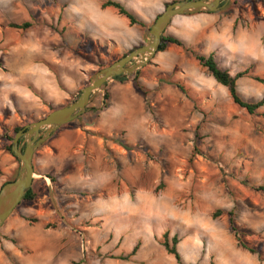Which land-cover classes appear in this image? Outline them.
Returning a JSON list of instances; mask_svg holds the SVG:
<instances>
[{
    "label": "rangeland",
    "instance_id": "374dc122",
    "mask_svg": "<svg viewBox=\"0 0 264 264\" xmlns=\"http://www.w3.org/2000/svg\"><path fill=\"white\" fill-rule=\"evenodd\" d=\"M79 1L0 0V187L19 167L6 135L72 102L100 64L129 51L104 46ZM217 12L214 25L227 28L225 41L238 55L225 63L215 53L218 66L232 74L250 66L237 90L256 101L264 93V82L254 79L264 81V0H227ZM178 19L164 34L211 53L206 27ZM23 22L31 26H9ZM138 70L142 89L132 79L107 81L86 108L98 109L107 84L106 110L85 111L37 147V196L21 201L0 227V264H152L155 257L176 264L160 244L164 232L177 236L181 264H264V192L256 190L264 187V105L252 115L234 105L175 45ZM217 209L223 212L213 216ZM229 211L257 254L238 245Z\"/></svg>",
    "mask_w": 264,
    "mask_h": 264
},
{
    "label": "water",
    "instance_id": "95a60500",
    "mask_svg": "<svg viewBox=\"0 0 264 264\" xmlns=\"http://www.w3.org/2000/svg\"><path fill=\"white\" fill-rule=\"evenodd\" d=\"M221 0H177L168 3L155 17L141 45L109 65L94 71L79 95L69 104L58 107L40 119L17 131L11 143V153L19 160L15 178L0 187V227L20 203L36 175L32 158L35 150L64 124L86 111L93 95L113 77L134 74L157 53L161 36L177 16L211 13L226 4Z\"/></svg>",
    "mask_w": 264,
    "mask_h": 264
},
{
    "label": "trees",
    "instance_id": "16d2710c",
    "mask_svg": "<svg viewBox=\"0 0 264 264\" xmlns=\"http://www.w3.org/2000/svg\"><path fill=\"white\" fill-rule=\"evenodd\" d=\"M173 1H177V0H172L171 2H173ZM249 1L250 2H255V1H258V0H249ZM222 3L223 2L221 1V4ZM167 4L168 3H166L165 6ZM107 7H112L114 9H116L117 12H118V14L124 16L131 25L137 24V25H140L141 27H144L145 28V31L147 33V30H148V28L150 26L149 25H146L142 20H140V18L137 15H135L130 10L126 9L120 2L115 1V0H106V1H104V2L101 3V8L102 9L107 8ZM9 26L10 27H13V28H17V29H22L23 30V29H26V28L30 27L31 24L29 22H23L21 24L10 23ZM139 45H141V44H139ZM169 45H175V46L181 47L187 53H189L194 58V60L202 68H205L208 71V73L213 77V79L218 84H220L221 86H223V87L226 88V90L228 92V95H229L232 103L234 105H236L237 107L245 110L248 114H251V115L252 114H256L257 111H258V109L264 105V93L256 101H247V100H244V99H242L240 97V95L238 93V90H237V81L239 79L243 78L244 76H246V75L249 74V72H250V66L247 67V68H245V69H243V70H240V71L236 72L234 75H231L227 70H224V69H222V68H220L218 66V63H217V61L215 59V55L213 53H209L208 55L201 54L198 51H196L195 48L185 46L184 42L181 39L177 38L176 36L166 35L164 33L161 36V42L159 44L157 53L158 52L165 51L166 48ZM136 47L137 46H135L134 48H136ZM131 50H129L128 52H130ZM127 53L123 54L122 56L126 55ZM105 66H107V65L100 64L98 69L103 68ZM139 76H140V70L136 71L134 74H131V75H125V74L117 75V76L113 77V80H116V81H118L120 83H123V82L128 81L129 79H132L133 80V83H134V86L137 87L138 89H142V86H141V84L138 81ZM254 79L257 80V81H259V82H264L263 80H261L259 78H254ZM106 86H107V84L105 85V87ZM175 86L181 92H184L185 93V89H184V87L181 84L176 83ZM105 87H104V89H105L104 90V93H103L102 98L100 99V102H99V105H98V109L92 108V109H87V111H86V112H89V114L91 116H96L97 113H98V111H104V110H106L109 107L110 93L107 90V88H105ZM52 110H54V109H51L50 111H52ZM84 115L85 114L80 115L76 119H79V118L83 117ZM21 128L22 127H15L13 129V131H12V135H6V137H5V140L7 142V144L5 146V149L10 154H12L10 148H11V143H12L13 137H14L15 133L17 131H19ZM126 148H128V147H126ZM14 178H15V176H13L12 178H9V179L5 180L2 183V185L5 184V183H7V182H9V181H11V180H13ZM51 180L53 181L54 179L51 177ZM32 184H33V181H32ZM32 184H31L30 188L27 190V192L23 195L21 201L32 202L35 199V197L37 196V192L33 189ZM256 190L264 192V187L263 186H258V187H256ZM222 212L223 211L221 209H217L213 213V216H218ZM228 220H229V228L233 232V234L235 235L238 245L241 248L247 250L250 254H257L258 252L255 249H253L252 247H250L248 245V243L244 239H242L241 232L239 231L237 225L234 222L233 212L232 211H229L228 212ZM12 242H15V241H12ZM177 242H178V238H177L176 235H173L169 239L168 238V233L167 232H164L163 235H162V241H161L160 244L164 247L165 251L168 254H171L175 258V260H176V262L178 264H181V256H180V254L178 253V251L176 249ZM137 249H138V244H136L133 247L130 255L135 254V252L137 251ZM126 258L127 257H121V259H124V260ZM258 259H259L260 262H263L264 263V258H262L261 256L258 255ZM12 263L13 264H19L17 261H15L13 259H12Z\"/></svg>",
    "mask_w": 264,
    "mask_h": 264
},
{
    "label": "crops",
    "instance_id": "0c3cea01",
    "mask_svg": "<svg viewBox=\"0 0 264 264\" xmlns=\"http://www.w3.org/2000/svg\"><path fill=\"white\" fill-rule=\"evenodd\" d=\"M106 0H80L83 6L80 9V15L87 21L88 24L92 25L100 33V37L103 45H109L110 50L114 53H122L132 49V47L139 45L144 41L146 37V31L144 27L140 25H131L128 20L118 14L117 10L112 7L102 9L101 3ZM120 2L126 9L137 15L146 25L153 22L155 17L163 10L166 3H170L172 0H115ZM113 9L114 11H112ZM222 13L217 11L211 13H199L193 15L178 16L179 24H187L193 28H197V25L203 24L206 30L203 32L204 41L207 44H211V53L224 57V62H233L232 58L237 59L238 55L234 53L231 47L229 48L226 41L225 35H227V28H223L219 25H214ZM118 16H122L127 21L121 20ZM199 23H198V22ZM264 24V22H262ZM264 28V27H263ZM264 33V29H263ZM216 53V54H215ZM236 54V55H233ZM91 65V64H90ZM91 68V67H88ZM227 70L231 75L230 70ZM81 72V70H80ZM238 72V71H237ZM83 73V71L81 72ZM24 228V227H22ZM151 241H149L150 243ZM20 246L25 247L19 237ZM154 246V253L160 254L162 252L161 245L152 243ZM26 248V247H25ZM19 250H13V256L18 259L20 257ZM171 255V254H169ZM155 256V255H154ZM172 256V255H171ZM173 257V256H172ZM174 258V257H173ZM155 257L152 264H160ZM175 260V258H174ZM176 262V260H175ZM20 263V262H19ZM21 264V263H20ZM176 264H178L176 262Z\"/></svg>",
    "mask_w": 264,
    "mask_h": 264
}]
</instances>
